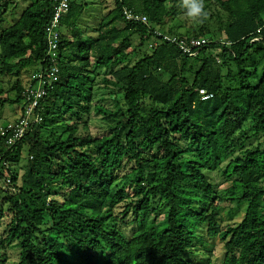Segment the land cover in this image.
<instances>
[{"label":"trees","instance_id":"16d2710c","mask_svg":"<svg viewBox=\"0 0 264 264\" xmlns=\"http://www.w3.org/2000/svg\"><path fill=\"white\" fill-rule=\"evenodd\" d=\"M28 1L0 31V76L14 74L16 100L9 104L21 105L19 112L22 92L36 85L30 76L49 67L45 30L55 4ZM197 2L200 27L191 36L211 43L189 58L167 43L149 48L154 30L192 18L184 0H114L96 36L86 40L76 24L83 6L70 0L61 21L59 73L38 102L41 122L9 151L0 138L9 166L0 163V264H193L184 256L198 228L206 226L210 238L221 232V203L241 213L223 232V264H264V150L258 145L234 155L235 131L245 118H254L264 144V0ZM16 3L0 0V24ZM215 6L224 14L218 36L205 24ZM123 9L145 15L150 29L125 20ZM135 36L148 45L146 53L116 71ZM92 61L109 72L101 82L123 95L125 108L113 113L117 126L99 137L88 133V116L111 113L91 106ZM26 69L31 74L19 82ZM217 172L229 184L221 191L209 178ZM6 175L12 194L1 190ZM127 223L133 225L128 237Z\"/></svg>","mask_w":264,"mask_h":264},{"label":"rangeland","instance_id":"374dc122","mask_svg":"<svg viewBox=\"0 0 264 264\" xmlns=\"http://www.w3.org/2000/svg\"><path fill=\"white\" fill-rule=\"evenodd\" d=\"M16 6L13 10V6H10L9 9L3 16V22L0 24L1 29L8 28L11 26L15 20L18 19L19 15L30 5L28 0H16ZM75 4L76 7L83 6V13L81 17L77 21V28L80 29V32L83 33V40H86V37H95V31L98 28V25L101 23L105 15L110 14L114 10V0H71ZM184 20L183 16L179 17L172 22L171 25L165 27V32L170 27L173 33L172 35L190 37L192 33L195 31L198 32L200 23L198 16L192 17L188 19L186 22H182ZM218 21H224V14L219 11L217 6L211 8L207 11L205 24L212 32H215V35H219V24ZM64 32V31H63ZM218 38V37H216ZM68 40H72V37L69 36ZM148 48V45L145 46L140 45L139 37L135 36L132 39V49L129 50L128 57L122 61L115 70H119L123 67H129L134 65L139 59H141L146 53L145 49ZM11 63H14L12 60ZM92 66L94 69L93 77H96L95 85L93 88V102L91 106L94 105L101 106L105 110L110 111V115L103 114L97 115L93 111H91L88 116V133L92 137H99L103 135L109 134L118 124V117L113 115L116 113L118 109H122L125 111L123 106V95L112 89L106 87L102 84V79L105 76H109V72L104 69H96L94 66V62L92 61ZM263 64L259 65L258 71L262 73ZM197 68V67H196ZM230 69L235 71V67L230 65ZM32 70V69H31ZM31 70H19L20 77L19 82L25 81L27 76L31 74ZM227 73L226 68L223 69L222 75L225 76ZM161 74V73H159ZM162 76V75H160ZM167 77L163 76V80L165 81ZM190 81H192V77L190 76ZM14 74L8 76H0V89L2 90V95L0 96V128L16 120L19 116V110L21 105L19 104H9L10 101L13 102L16 100V93L11 89L13 82L15 81ZM2 103H5L3 106ZM67 120L69 122L72 121L70 117L67 116ZM255 120L252 117L243 119L239 124V129L235 131L234 138L236 140V145H238V150L234 154L237 157H241L244 155L245 151H251L256 146L262 145V149L264 150V144L262 142L261 135L255 136ZM243 144V147H240V144ZM26 155L23 154V159L21 161V165L26 163L25 161ZM22 171L19 170L18 176L22 175ZM209 178L213 184L216 185L219 191L225 189L229 186L228 183L224 182L223 177L219 172L210 174ZM20 185V182L18 183ZM121 208V207H119ZM120 211L122 210L119 209ZM118 210V211H119ZM219 223L221 224V232L218 237L210 238L207 235L206 226H200L197 230V239L194 241L193 246L184 256V259L193 263V264H223L224 259V249H223V232L229 228L234 226L233 224L238 222L241 219L240 211L234 212V206L229 205L227 203H221L219 206ZM117 212V211H116ZM232 212L231 216L229 213ZM232 217V218H230ZM125 234L129 236V229L133 228L131 223H127L125 226ZM4 225L0 229V234L2 233ZM15 253L12 252V255Z\"/></svg>","mask_w":264,"mask_h":264},{"label":"built area","instance_id":"2783aa9c","mask_svg":"<svg viewBox=\"0 0 264 264\" xmlns=\"http://www.w3.org/2000/svg\"><path fill=\"white\" fill-rule=\"evenodd\" d=\"M52 9V18L45 30L46 58L44 61L49 63V67L40 73L32 74L30 81L35 82V86H28L22 92V111L19 117L12 122L0 128V138L4 139V147L9 151L14 145L21 141L33 124L41 122V116L37 112L39 100L45 96L44 87L55 81L59 73V43L61 37V21L69 10L70 0H54ZM125 20L133 24H141L150 29L151 24L145 15L134 13L130 9H123ZM153 42H150L149 48H153L158 43H167L174 46L180 53L189 58H196L211 43L206 37H183L167 34L165 32L154 30ZM222 43V42H220ZM204 96L205 92L200 91ZM0 163L7 169L8 163L4 155L0 153ZM1 190L4 194L14 193L16 189L12 185L9 175H6L1 182Z\"/></svg>","mask_w":264,"mask_h":264},{"label":"clouds","instance_id":"9594fccd","mask_svg":"<svg viewBox=\"0 0 264 264\" xmlns=\"http://www.w3.org/2000/svg\"><path fill=\"white\" fill-rule=\"evenodd\" d=\"M185 6L188 8L186 15L188 17H195L202 13L203 5L202 3L197 2V0H184Z\"/></svg>","mask_w":264,"mask_h":264}]
</instances>
